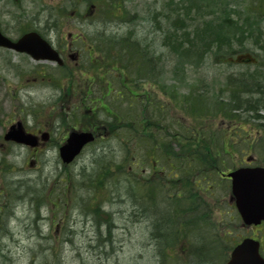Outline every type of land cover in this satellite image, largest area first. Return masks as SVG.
Segmentation results:
<instances>
[{
    "label": "trees",
    "instance_id": "trees-1",
    "mask_svg": "<svg viewBox=\"0 0 264 264\" xmlns=\"http://www.w3.org/2000/svg\"><path fill=\"white\" fill-rule=\"evenodd\" d=\"M199 1L200 17L195 20L198 22L196 27L189 28L179 17L172 20L166 32L161 34L162 43L173 60V80L188 86L185 95H180L175 85L163 83L164 79H160L159 73H154L148 46L140 48L129 38L113 36H102L88 46V59L95 55L101 56L94 62L101 74L110 70L121 75V79L117 76L108 77L106 86L102 80L86 88L87 93L83 97L93 103L92 89L104 93L101 98L107 100L105 109L114 124V127L112 124L107 126L108 132L122 128L114 136L119 139L125 152L122 160L107 161L105 166H101L96 181L89 185L92 197L89 200V212L94 219H98L100 224L96 222L100 227L107 229L103 233L107 239L100 235L96 242L100 247H113L110 232L113 221L102 207L109 203L112 194H120L119 180L122 177L125 183L122 193L128 198L131 207L138 209L139 214L140 210L143 211L141 205L154 203L156 198L161 200L162 197V202L159 200L158 203L165 204V207L154 211L151 217L143 216L144 222L152 229L151 237L155 239L149 242L159 258V264H215L214 261L225 264L232 248L241 239L240 221L223 204L222 195L218 194L222 189L221 183L214 178V173L228 164V154L233 148L230 138L247 139L253 136L255 130V135L257 132L261 134L260 144L264 147V126L254 124L253 129H248L249 132L239 128L229 133L222 125L245 123L242 112L244 115L252 113L253 120L259 119L256 113L259 107L264 106V67L263 71H257L247 78L228 80L217 90L186 83L188 68H198L208 58L216 65L226 63L233 55L247 52L248 42L264 55V0H246L247 3L241 6H233L229 0ZM188 13L189 10L184 18ZM256 37L263 41L259 43ZM59 79L60 76L55 78L56 82ZM138 82L145 86L158 84L159 90L168 95L169 103L164 107L153 104L147 92H138ZM109 86L113 91L107 94ZM90 107L91 103L86 102L85 109ZM170 111L179 112L183 119H187V128L170 124ZM32 114H37V111ZM170 132L175 135H170ZM137 154L143 160L153 158L163 166L171 156L179 179L173 180L171 189L164 188V191L162 182L158 180L157 188L150 184L142 186L144 190L138 188L139 199L135 205L132 202V193L135 191L134 186L132 188L133 172L129 173V167ZM183 180L186 181L180 186ZM199 188L203 198L198 196L196 190ZM3 189L4 193L0 192V195L5 196L1 200L6 202L0 203V228L13 215V205L17 201L16 192L10 184ZM42 200H46L45 194ZM33 202L37 208L41 205L36 200ZM59 210L66 211L65 208ZM197 232L200 238L193 236ZM0 233L4 234L1 230ZM52 259V255H46L42 264H52Z\"/></svg>",
    "mask_w": 264,
    "mask_h": 264
},
{
    "label": "rangeland",
    "instance_id": "rangeland-1",
    "mask_svg": "<svg viewBox=\"0 0 264 264\" xmlns=\"http://www.w3.org/2000/svg\"><path fill=\"white\" fill-rule=\"evenodd\" d=\"M82 1L84 0H73L72 3L70 0H0V30L10 39H16L18 33L24 31L26 27L35 28L39 32L44 29L46 18L49 20V13L54 14L57 9H66L67 17L72 15L74 9L83 15L85 4ZM113 1H118L126 11V17L122 20L105 17L98 11L103 7L99 6L98 2L107 4L108 0H90L89 4L97 6L95 19H80V22L70 20L67 26L57 29L61 34L64 33V36L67 33L77 34L79 31L89 38L94 36L100 38V35L131 39L137 37L144 42L143 46L147 44L157 46L160 43L161 34L166 32L172 20L181 17L185 25L192 29L198 24L195 20L200 17L199 0L197 2L183 0L182 3L180 0H174V2L172 0ZM245 2L246 0H229L233 6H240ZM187 10L189 13L184 18ZM38 21L41 22L38 23ZM55 35L50 34L54 41ZM258 41H261L260 38ZM246 46L250 48V53L259 54L258 50L251 45ZM159 53L163 57L161 58L163 66L160 70L168 76V78L166 76L168 80L164 81L165 84L174 83L178 93L185 95L188 92V86L169 80L173 60L165 51L162 50ZM258 59L264 61V57ZM40 67L43 69L40 70ZM49 70V64L36 63L26 56L0 50V149L6 153L1 157H4L3 161L13 167L12 170L8 164L0 165V171H3L0 172V186L3 189L10 184L16 192L15 201L17 200L13 205V215L9 218V225L4 226L5 237L0 236V264H29L30 262L42 264L43 257L50 255V252L54 257L51 260L52 264H159V258L149 242L155 239L151 237L152 229L145 223L139 222L141 216L139 219L136 214L138 209L132 208L131 203L121 194L118 196L112 194L108 200L109 203L102 207L103 211L113 216L114 229L110 230L112 248L100 247L99 243L96 248L94 238L98 241L100 235L103 238L106 236L105 234L103 236L102 228L95 230L90 222L85 223L75 215L78 211L77 203L69 208L71 216L66 226L60 225L62 221L58 219L52 220L48 207L41 206L39 210L35 209L33 200H38L43 193L60 186V178L64 173L68 176L77 175L82 169L91 168L95 154L101 155L104 152L103 157L108 156L107 159L114 162L119 159L120 148L116 140L101 141L87 147L72 166L63 170L58 159L56 144L60 141L61 134L66 133L68 128L59 127L53 119L52 122L50 119L38 120L46 124L45 131L51 132V139L35 158L16 145L3 144L2 135L15 120H21L28 131L36 134V120L34 121L32 113L36 110L48 111L47 118H49L53 114H60L64 106H70L74 102L73 98L70 99L64 95L66 83L61 82L59 83L61 87L55 88L50 80L47 82L34 80L37 77V71H42L43 74L52 73ZM253 71L254 68L251 65H216L211 58H208L202 66L188 68L186 83L196 84L199 88L201 86L208 90H217L226 83L229 76L233 77L236 74L249 76V73ZM52 109L54 113L51 112ZM27 112L30 114L27 115ZM259 114L263 115L262 112ZM24 115H26L25 120H23ZM41 115L45 114L41 113ZM67 123L68 126L71 125V122ZM28 153H30L29 150ZM249 155L255 159V165H259L264 160V151L260 153V156L257 154L255 156L253 153L246 154L243 156L244 160ZM27 159L36 161L28 167ZM97 166L100 167V164ZM75 179H77L76 176ZM224 187H229V184H224ZM81 188H84L83 184ZM80 192L77 190L74 193V199L79 198ZM37 213L40 215L39 219ZM249 234V230L243 229L241 235L247 237ZM55 236L63 240L59 245L52 240ZM193 236L200 238V233H193ZM214 263L219 264L216 261Z\"/></svg>",
    "mask_w": 264,
    "mask_h": 264
},
{
    "label": "water",
    "instance_id": "water-1",
    "mask_svg": "<svg viewBox=\"0 0 264 264\" xmlns=\"http://www.w3.org/2000/svg\"><path fill=\"white\" fill-rule=\"evenodd\" d=\"M0 47L26 53L35 60H55L56 55L49 53L50 48L36 34H27L16 43L10 42L0 34ZM242 59V58H241ZM6 140L19 144L34 146V138L25 135L18 125L17 130L11 128ZM93 139L89 134L72 133L66 144L60 149V157L69 163L80 152L81 148ZM231 179V191L235 199L236 209L247 226L258 225L264 221V169H239L227 175ZM259 244L245 239L231 253L227 264H264L259 256Z\"/></svg>",
    "mask_w": 264,
    "mask_h": 264
},
{
    "label": "flooded vegetation",
    "instance_id": "flooded-vegetation-1",
    "mask_svg": "<svg viewBox=\"0 0 264 264\" xmlns=\"http://www.w3.org/2000/svg\"><path fill=\"white\" fill-rule=\"evenodd\" d=\"M49 41H50V40H49ZM50 43L52 44L51 41H50ZM52 45H53V44H52ZM55 49H56V51H58L60 57H61L62 60L64 61V64H63L61 67L56 66V68H59V70H62L63 68H65V67L67 66V64H68L67 59H68V57H69L70 55H74V54H75V55L78 56V58L76 59V61H80V60H81V59H80V51L77 50V48L75 47L74 42L67 43V44L65 45V49H64V50H61L60 48H57V47H55ZM79 66H80L79 63H78V64H77V63H74V64H73L74 73H73L72 75H70V76H71L70 79H77V80L87 79V80H90V79H91V76H90V75H86V74H84V73L82 72V70L79 69ZM76 71H79V73H75ZM80 84H81V83L79 82L77 85H80ZM93 130H95L97 134H98V133H103L102 128H98V126L95 127V128H93ZM35 152H36V151H35ZM35 152H34V153H35ZM170 158H171V156H169V160H170ZM169 166H170L171 171H172V170H173V165H172L171 161H170V163H169ZM141 172H142V173H145V171H142V170H141ZM153 172H157L156 169H154ZM137 181H140V178H138ZM259 227H260L261 229H260L259 231H256V237H259V238H261L262 240H264V225L262 224V225L259 226Z\"/></svg>",
    "mask_w": 264,
    "mask_h": 264
},
{
    "label": "bare ground",
    "instance_id": "bare-ground-1",
    "mask_svg": "<svg viewBox=\"0 0 264 264\" xmlns=\"http://www.w3.org/2000/svg\"><path fill=\"white\" fill-rule=\"evenodd\" d=\"M142 207V206H141ZM141 216H147L150 217L152 215V208L148 207L145 208L142 212L140 211ZM104 233V232H103ZM104 236V235H103ZM104 239H107V237H105Z\"/></svg>",
    "mask_w": 264,
    "mask_h": 264
}]
</instances>
